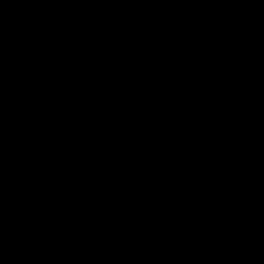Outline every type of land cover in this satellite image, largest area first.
<instances>
[{"label":"water","instance_id":"obj_1","mask_svg":"<svg viewBox=\"0 0 264 264\" xmlns=\"http://www.w3.org/2000/svg\"><path fill=\"white\" fill-rule=\"evenodd\" d=\"M0 264H264V0H0Z\"/></svg>","mask_w":264,"mask_h":264}]
</instances>
